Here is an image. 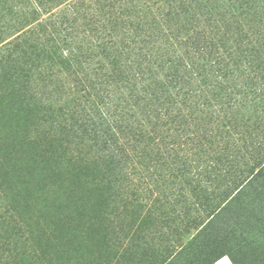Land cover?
I'll use <instances>...</instances> for the list:
<instances>
[{"label":"rangeland","instance_id":"374dc122","mask_svg":"<svg viewBox=\"0 0 264 264\" xmlns=\"http://www.w3.org/2000/svg\"><path fill=\"white\" fill-rule=\"evenodd\" d=\"M174 4L0 0V264H264V169L230 200L264 164V95L162 70L104 85Z\"/></svg>","mask_w":264,"mask_h":264},{"label":"trees","instance_id":"16d2710c","mask_svg":"<svg viewBox=\"0 0 264 264\" xmlns=\"http://www.w3.org/2000/svg\"><path fill=\"white\" fill-rule=\"evenodd\" d=\"M172 1L175 4L169 7L170 12L165 13L166 17L155 20L153 24L150 21L144 22L145 28L140 29L142 32L146 31L145 24L152 25L147 29H153L149 33L142 34L144 36L141 38L140 49L136 50L137 54L129 55L127 56L129 59H127V57H116L115 55L119 56V52L112 51L109 55L112 58L108 63L114 68L110 69L108 73L110 81L105 82L104 85L114 88V90L119 89V82L125 83L130 79V77L125 78L126 76L122 72L129 74V71L133 70L134 75L132 77L136 78L137 76L146 77L149 73L154 74V70H162L163 77L168 79L179 80V78L189 77L190 83H197L195 86L197 92L205 94L207 90L212 93V97L222 96L228 86L236 88L235 94H239L245 99L254 100L255 96H263L264 0ZM71 18L73 19V17ZM138 25L141 26L140 23ZM244 25L247 26V34L243 29ZM218 31L221 33V37H217ZM237 31H244V33L237 35L235 33ZM111 32L115 33L113 29H109L108 33ZM227 32L229 35H226ZM214 33L216 37L213 35ZM233 34H235V38H232ZM230 38L236 39V46L230 44ZM155 43L156 45H154ZM98 47L101 51L108 48L104 42H100ZM148 54L153 57L157 55L153 63L145 57ZM141 55L144 59L139 60L137 56ZM125 59L129 60L131 64L120 63ZM143 61H145L146 66L143 65ZM242 66L246 67L249 73L244 75L245 69H240ZM115 68L119 70L126 68V71L118 72ZM192 75L193 77H191ZM244 76L245 79H239V77L243 78ZM256 78L259 79V84ZM134 86L137 85L134 84ZM192 89V86L186 87L185 95L191 93ZM149 95L150 92L147 89L141 95L143 97L140 98L143 100L142 103L145 105L146 111L152 109L153 106V100ZM119 98L118 95L116 100L118 101ZM155 99H157L156 94L154 95ZM100 104L101 107L98 109H105L107 103L102 101ZM139 106L131 105L130 107L138 110ZM106 111L109 112L107 109ZM106 125L107 127L112 126L108 120H106ZM107 133L110 134L109 131ZM115 139L114 137L111 138L110 142L104 143L102 147V151L110 163L115 159L116 149L112 145ZM262 169H264V164L241 185L230 200L244 190ZM221 210H218L216 214Z\"/></svg>","mask_w":264,"mask_h":264},{"label":"crops","instance_id":"0c3cea01","mask_svg":"<svg viewBox=\"0 0 264 264\" xmlns=\"http://www.w3.org/2000/svg\"><path fill=\"white\" fill-rule=\"evenodd\" d=\"M214 264H232L231 262H230V260H229V258H227V257H220V258H218L216 261H215V263Z\"/></svg>","mask_w":264,"mask_h":264}]
</instances>
